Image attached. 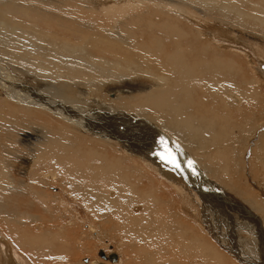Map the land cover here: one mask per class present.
<instances>
[{"label": "bare ground", "instance_id": "6f19581e", "mask_svg": "<svg viewBox=\"0 0 264 264\" xmlns=\"http://www.w3.org/2000/svg\"><path fill=\"white\" fill-rule=\"evenodd\" d=\"M263 51L264 0H0V216L19 226L0 222L15 245L0 238V264L69 253L62 238L72 230L58 229L80 214L71 203L60 208L65 198L111 216L98 228L120 239L128 264H264V202L228 200V211L223 198L200 190L227 201L219 174L234 179L229 187L241 184V136L244 175L264 191V122L249 123L264 110ZM161 141L183 171L160 164L168 163ZM148 153L141 164L137 155ZM177 179L204 208H227L228 226L240 220L248 247L220 241L213 224L211 233L194 225L204 216L189 214L188 198L179 215ZM162 188L172 194L161 197ZM111 253L114 260L99 257L120 264Z\"/></svg>", "mask_w": 264, "mask_h": 264}, {"label": "rangeland", "instance_id": "374dc122", "mask_svg": "<svg viewBox=\"0 0 264 264\" xmlns=\"http://www.w3.org/2000/svg\"><path fill=\"white\" fill-rule=\"evenodd\" d=\"M87 5H89V4H87ZM5 11H7V10H5ZM6 17L10 18L11 16L10 15H6ZM19 19L22 20V22L25 20V19L23 20V18L21 19V17H19ZM23 23H25V22H23ZM31 36L34 38L33 35H31ZM35 38H37V37H35ZM2 60H3V58L0 56V61H2ZM258 78H259V86L263 90V94H264V86H263L264 85V75L263 74H260V77L258 75ZM261 78H263V79H261ZM29 86H30V83H27L25 85V87H27V88ZM113 101H115V100H113ZM261 122L262 123L264 122V110L257 111L256 114H254L252 116L251 121L249 123H252L250 125L253 126V129H254L256 126L258 128V126L260 125ZM240 126H242V125H240ZM241 129H242V127H241ZM253 129L251 128V130L248 131L249 132L248 135L251 133V131ZM258 131H259V129H258ZM237 138H238L237 147H240L239 148V151H237V158H236L237 167H239V169H240V175H237V176H240L239 180L242 181L241 184H237L236 185L237 188L231 187V186H230L231 187L230 188L228 186V183L227 182H231V180H234V179L224 177L225 176L224 174H222V175L219 174L222 178L219 175H216V177L213 176L216 179H213L212 178V181H215L216 180L215 182L218 185L220 183H218L217 181H219V182H221V180H222V182L224 181V184L221 182L223 185L222 184H220V185L225 190V192H227V194L225 195L227 201L224 200L223 194H219L218 195V193H217V194L211 195V193L207 192L208 191L207 188L200 189L202 193L206 192L209 195V197L212 198V199H214L216 197H217V200L220 199V198H223V201H225V204L227 205L225 207L229 208V210L227 208H224V207H219V209H218L217 208V205L215 207H212V203H211V207H209V208H204L203 206H201V204L204 205V199L202 197H200V195L196 192L195 188H193L190 185H188L184 181V179H177V180L182 183V184H180L179 189L182 186H185L186 187L187 190H185V195L181 194L178 191L179 189L178 190H173V191H175V193L178 194V197L176 198L178 200L177 201L178 202V204H177L178 207L176 206V212L179 213V215H182V214H180V212L182 213L181 209H183V207L185 205V204H182L183 203L182 201H186L187 198H188V202H190V201L194 202L191 205H187V206H189V208L191 210V212L189 214H191L193 216H196L198 214L200 216H204L203 221H199L197 223L198 225L195 224V223H193L194 225H196V226L201 225L202 227L203 226H206L207 230L211 233L210 227L213 224L214 227H215V230H216L217 237L220 239V241H222L224 243H228L229 242L228 241V238L230 239V241L233 239V243L234 244L244 245V247H243V249H244L245 248V245H246V247H248L249 242H250V234H249V232H245L244 230H241L242 222L240 220H238L237 222L235 220L234 221L235 224H232L231 227L228 226V223L226 224V220H223L222 219V215L220 213L221 212H224L225 213L227 210L228 211H231V208L233 210V207H235V205H233L232 207H229L228 204H227L228 200L231 203H234V201H236L237 203L238 202H243L246 205H248L247 204V200H249L250 204H252V206H254V208L255 207H259L260 208V206L262 205L261 202H264V191L261 188H258L257 189V188H255V186L253 187L252 182L255 183V184H256V182H259V181H256V179H255L256 182L252 181L251 182V186H250V181H249L250 178L248 177V175H246V176L244 175L243 162H242V159L241 158H242V155H243L242 153L244 151V149H242V148L244 147L243 145H245V144L242 141V137L241 136H239V137L237 136ZM240 140H241V142H240ZM167 146H168V144H167ZM155 151H157V149H155L154 152ZM123 153H125V152H123ZM231 153H230V155H232V157H233V154H231ZM125 154L128 155L127 153H125ZM137 156H138V160L141 159V160H139L141 162V164L144 165V164L147 163L148 159L152 158L154 155H153V153H151V154L148 153L147 154V157L146 156L141 157L140 155H137ZM248 156L250 157L249 153H247V158H248ZM258 158L259 157L256 156V158L254 159L253 167H252L253 168V170H252L253 171V174L256 175V176L260 175V173H259L260 169L258 168V165H259V163H258L259 162V159ZM146 159H147V161H146ZM149 162H154V163L155 162H159L160 163L161 161H159V160H156V161L155 160H150ZM160 164H162V166L164 167V169L167 170V172L170 171L172 173V171L170 170L171 167H170V165H168L169 163L161 162ZM219 173H221V172H219ZM246 174H247V170H246ZM233 175H235V173H233ZM207 176H209V179H211L210 175H207ZM219 177L221 178V180H217V179H220ZM236 180H238V179H236ZM246 181H248L247 182L248 185L246 184ZM57 189H59V188H57V187L52 188L50 190V192L58 191ZM246 189H247V192H248L247 194L248 195L247 196H244V197H241V195H243V190H246ZM255 192L256 193L258 192L257 194H259V198H257ZM171 194L172 193H170V192H168V191H166L165 189L162 188L159 191V194L158 195H161V197H165L166 195H169L170 196ZM180 195L183 198L185 197V199L181 198ZM56 196H58L59 198H62L63 197V196H60V195H56ZM244 198H247V199H244ZM217 200L214 201L215 204L218 203ZM196 202L200 205L201 208L199 207V205ZM70 203L73 205V207H75L78 210V212L80 214V217H78V216L77 217H74V220L75 221L74 220L67 221L70 218H67V216H66V219L67 220L64 219V221L66 220L67 221V224L64 223V222H61L60 223V229H58V233L61 232V231L67 230V229H71L72 231L70 233L64 232V235H63V238L62 239L64 240V238H65V241L64 242H66L68 245H69V243L73 244L72 245L73 247L71 246V244L69 245V253H67V254H59L58 257L57 256L56 257H54V256L51 257L50 256V257H47L48 259H42V258H40V259H38L37 264H43L44 263L43 261H46V260H47V262H45V264L46 263L47 264H55V263L58 264V263H60L62 261V259H60L59 257L60 256H63V255H65V256H63L62 263H65V264H72L75 260L77 261V262L75 261V263H77V264H88L89 262H91L92 264H95V262H99V264H103V263L104 264H110V262H108L106 260H103L102 258L99 257L100 256V255H98L99 251H103L105 253V255H109L111 252L116 251L122 257L120 264H128L126 261H128L129 257L127 256V253L125 252L126 249L125 250L123 249V245L120 243V239L119 238H114L112 235H110L111 233L109 234V232H106L104 230L105 229L104 226L98 228L99 227V224L101 222L107 223L106 218L112 219L111 216L109 215V216L106 217L105 215H103L102 213L98 212L97 210H94L93 211L92 209H91V212H90V211H88L86 205L81 204V203L76 202V201H70L68 198H65V201L63 202V204L60 205V208L61 209H64L65 207H67L68 205H70ZM262 210H264V208H261V212H262ZM93 213L99 214L101 218L98 219V218L93 217V215H91ZM189 214H187L185 216H188ZM45 218H46V215L45 214H42V219H45ZM234 219H236V217H234ZM257 219H259V218L257 217ZM6 220H7V216H4V215L3 216H0V222H2V224L5 223L3 225L1 224V226L7 227V229L9 231L17 230V228L19 227V226L17 227V224H10L9 223V225L6 226V224L8 223V220H7V222H5ZM20 220L24 221L23 218L20 219ZM100 220H103V221H100ZM206 220H208L210 223L207 224L206 223ZM186 221H187V219H186ZM258 221L260 222V220H258ZM187 222H189V221H187ZM56 225H59V224H56ZM73 225L76 226V227H74ZM1 226H0V236H1L0 238H1V242H3V243H5V242L6 243H9L10 246L12 247V249L14 250L13 246L11 245V244L14 245V243L12 241H10V238H11V235L12 234L8 230L6 231V230L2 229ZM30 226H32V225H30ZM109 228H111V226ZM32 230L35 231V230H37V228H32ZM111 230H113V228H111ZM235 230H237V231H235ZM54 231H56V229H54V226H53V228L50 230V232H54ZM170 231H171V233H173L174 230H172V228H171ZM2 234H3V236H2ZM204 235L207 237L206 238L207 239L206 240L207 244L209 246H212L215 249H217L216 246H215L216 245L215 242L211 239V236L210 235H207L205 233H204ZM252 237H255V236H252ZM77 238L81 241V243L79 245H76L75 244L76 243L75 240ZM252 239L254 240V238H252ZM117 240H119V241H117ZM116 241H117V243H119V245L116 244ZM220 241H219V243H222ZM72 249L75 250V251L71 252L70 250H72ZM243 249H241V250H243ZM17 250H18V248H17ZM82 250H83V252H82ZM86 250H87V253L84 252ZM18 252L19 253L20 252L22 253V254L21 253L20 254L23 255V258L25 257V258L28 259V257L26 256V255H29V252L28 251L25 252V251L19 249ZM224 253H225L224 254L225 256H227V257L229 256V254H227L226 252H224ZM244 253H246V252H244ZM71 254H72V256H71ZM250 255H252L254 257L255 256V253L254 252H251V253H249V256ZM55 258H57V259H55ZM238 258H239V256L236 259H238ZM73 259H75V260H73ZM168 259L172 260L170 257ZM68 260L71 261V262H69ZM66 261H67V263H66ZM32 262L33 263H30L28 261L27 264H35L34 261H32ZM23 264H25V263H23ZM116 264H118V263H116Z\"/></svg>", "mask_w": 264, "mask_h": 264}, {"label": "snow or ice", "instance_id": "6c2138e0", "mask_svg": "<svg viewBox=\"0 0 264 264\" xmlns=\"http://www.w3.org/2000/svg\"><path fill=\"white\" fill-rule=\"evenodd\" d=\"M161 143L165 144L164 141H161ZM159 155L162 160H166L175 169L183 171L181 162L174 154H172L171 150L167 148L166 144H165V151L160 153ZM188 167L191 168L192 171L195 173V168L193 167V164L191 161L188 162Z\"/></svg>", "mask_w": 264, "mask_h": 264}, {"label": "water", "instance_id": "95a60500", "mask_svg": "<svg viewBox=\"0 0 264 264\" xmlns=\"http://www.w3.org/2000/svg\"><path fill=\"white\" fill-rule=\"evenodd\" d=\"M98 255H100L102 258H105L106 255H104L103 251H99ZM116 258V254L115 253H110L108 256V259H115Z\"/></svg>", "mask_w": 264, "mask_h": 264}, {"label": "crops", "instance_id": "0c3cea01", "mask_svg": "<svg viewBox=\"0 0 264 264\" xmlns=\"http://www.w3.org/2000/svg\"><path fill=\"white\" fill-rule=\"evenodd\" d=\"M252 184H254V183H252ZM254 185H256V184H254ZM254 185H253V186H254ZM256 186H257V185H256ZM255 188H256V187H255ZM257 188H258V187H257Z\"/></svg>", "mask_w": 264, "mask_h": 264}]
</instances>
